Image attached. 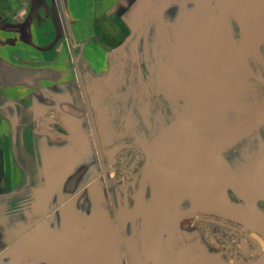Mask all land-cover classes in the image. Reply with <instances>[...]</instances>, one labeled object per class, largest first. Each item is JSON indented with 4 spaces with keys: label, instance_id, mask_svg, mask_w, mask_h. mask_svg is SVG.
Returning a JSON list of instances; mask_svg holds the SVG:
<instances>
[{
    "label": "rangeland",
    "instance_id": "374dc122",
    "mask_svg": "<svg viewBox=\"0 0 264 264\" xmlns=\"http://www.w3.org/2000/svg\"><path fill=\"white\" fill-rule=\"evenodd\" d=\"M161 1L102 107L94 181L34 264H264V0Z\"/></svg>",
    "mask_w": 264,
    "mask_h": 264
},
{
    "label": "crops",
    "instance_id": "0c3cea01",
    "mask_svg": "<svg viewBox=\"0 0 264 264\" xmlns=\"http://www.w3.org/2000/svg\"><path fill=\"white\" fill-rule=\"evenodd\" d=\"M166 3L0 0V264H34V247L67 232L66 205L95 178L94 139L114 136L102 107L134 74L141 17ZM46 117L73 141L42 132Z\"/></svg>",
    "mask_w": 264,
    "mask_h": 264
},
{
    "label": "flooded vegetation",
    "instance_id": "af4514ba",
    "mask_svg": "<svg viewBox=\"0 0 264 264\" xmlns=\"http://www.w3.org/2000/svg\"><path fill=\"white\" fill-rule=\"evenodd\" d=\"M50 119H53V121H51ZM38 127L40 128V130L42 132H47L49 134H52V135H55L57 137L63 138L67 142H70L69 140L70 139L72 140L74 138V135H73L72 131H70L64 125V123H62L61 120L56 119L54 117L42 118L39 121V126ZM126 148H131V146H128V145H119V146H117V148H115L113 150V152H112V155L110 157V161L112 163H114V164L117 163V161H118V158H117L118 157V153L120 151H122V149H126ZM112 159H114V162L112 161ZM248 248H249V245H248ZM254 248H255V246H254Z\"/></svg>",
    "mask_w": 264,
    "mask_h": 264
},
{
    "label": "water",
    "instance_id": "95a60500",
    "mask_svg": "<svg viewBox=\"0 0 264 264\" xmlns=\"http://www.w3.org/2000/svg\"><path fill=\"white\" fill-rule=\"evenodd\" d=\"M51 121H53V119H50ZM112 161L114 162V159H112ZM210 221L225 225L227 227L233 228V229H238L236 226L231 225L229 223H226L225 221L219 220V219H214V218H209ZM247 237L253 242V245L255 246L254 250H253V254H257L258 252H260L263 248L261 242L252 234H247ZM241 244H242V251L246 252L248 249V244L246 241V238L243 237L241 239Z\"/></svg>",
    "mask_w": 264,
    "mask_h": 264
},
{
    "label": "bare ground",
    "instance_id": "6f19581e",
    "mask_svg": "<svg viewBox=\"0 0 264 264\" xmlns=\"http://www.w3.org/2000/svg\"><path fill=\"white\" fill-rule=\"evenodd\" d=\"M117 150H118V149H117ZM117 150H116V151H117Z\"/></svg>",
    "mask_w": 264,
    "mask_h": 264
}]
</instances>
